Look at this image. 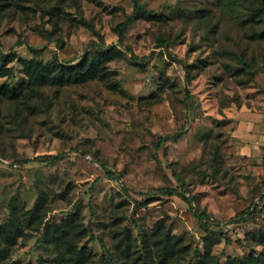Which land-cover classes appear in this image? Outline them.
Here are the masks:
<instances>
[{"label": "rangeland", "instance_id": "374dc122", "mask_svg": "<svg viewBox=\"0 0 264 264\" xmlns=\"http://www.w3.org/2000/svg\"><path fill=\"white\" fill-rule=\"evenodd\" d=\"M139 3L154 14L119 44L131 0H0V226L24 225L6 264L264 258V0ZM99 54L80 82L39 83L26 67ZM39 197L42 224L29 225Z\"/></svg>", "mask_w": 264, "mask_h": 264}, {"label": "trees", "instance_id": "16d2710c", "mask_svg": "<svg viewBox=\"0 0 264 264\" xmlns=\"http://www.w3.org/2000/svg\"><path fill=\"white\" fill-rule=\"evenodd\" d=\"M131 1L133 3V8H134L133 13L130 14L126 18V20L118 23L117 26L115 27L117 37H118L117 41L119 44L123 43V40L125 38L124 30L132 20H135L141 17L143 13L147 16H151L154 14L153 11H146L142 7V5L139 3V0H131ZM99 48H101V52L104 50V48L102 47H99ZM34 51H36V49H33V52ZM100 56L101 55L99 54L98 57H96V59H91L87 66H85L84 61L74 64L73 66V64H71L72 60H65L62 62H58V60L55 59L50 62H47L46 64L38 63L34 66V69L32 70H31V66L29 65V63L26 62L27 64L26 67L30 69V71L28 72V75L30 77H34L35 81H38L39 83H45L47 80L49 81L55 80L58 82H64V81L65 82H80V81L88 80L90 78H94L95 75H97L98 65L100 62ZM132 59H136V57L133 55ZM76 67H78L79 69H76ZM9 93L10 94H6V95L13 103H16L20 99L24 98V96H22L21 93L19 94L13 89H10ZM22 137H27V136H22ZM163 141H164V138H160L159 143L161 144L163 143ZM64 155H65L64 153H58L56 155L46 156L44 158H41L40 160L45 161V162H54L56 160L62 159ZM28 161L30 160H18L19 163L28 162ZM106 173L110 178L115 179V175L112 172L107 170ZM176 181L179 183L181 182V179L179 178L178 175H176ZM160 191L166 195H172L175 193L173 189H168V188H163ZM40 197L36 200L34 206L27 212L26 219L29 225L33 224L34 222L36 224L37 221L40 225L42 224L41 218L43 214L42 209L44 205V201H43L44 199L41 200ZM181 197L187 202H190V198H188L185 194L181 193ZM250 208L243 210L238 215H236L235 218L233 219V222L242 223L250 219H253L258 214L259 209L257 208V206H255L253 209H250ZM70 212H72V210ZM196 216H197V219L199 220L201 227L205 231H209L210 228H209V224L207 221L209 218L208 214L204 212H200L199 214H196ZM23 227L24 225L21 223V221L17 217H12L8 222L0 226V264H6L4 261L5 259L8 258L11 247L17 243V240L19 237L20 238L22 237ZM47 228H48V221L44 223V235L47 232ZM14 230H19L18 231L19 233L16 234ZM51 232H53L52 229H51ZM54 245L59 246L60 241H57V243H54ZM61 245H62V241H61ZM70 248H72V246H70ZM159 253L162 254V255L160 254L161 257H160L159 262H162L164 261V259H166V256L168 253V247H163ZM72 254H73L72 252H69V264H82L83 256L81 254H78V255H72ZM261 257L262 256H260V258H257V259L261 261L260 264H264V258L261 259ZM204 260L205 259H203L201 264L206 263ZM243 261L238 260V259L229 258V264H236L235 262H240V264H247L245 263L246 261L244 262ZM107 263L115 264L111 260V258L109 259V261H107ZM144 263H145V260L140 261L139 258L134 259V264H144ZM9 264H32V263L31 262L21 263L18 261H13ZM215 264H219V263L217 262Z\"/></svg>", "mask_w": 264, "mask_h": 264}]
</instances>
